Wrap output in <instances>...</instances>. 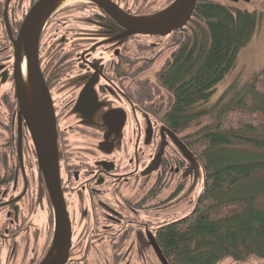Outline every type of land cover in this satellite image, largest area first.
Instances as JSON below:
<instances>
[{
	"label": "flooded vegetation",
	"instance_id": "flooded-vegetation-1",
	"mask_svg": "<svg viewBox=\"0 0 264 264\" xmlns=\"http://www.w3.org/2000/svg\"><path fill=\"white\" fill-rule=\"evenodd\" d=\"M39 1L0 0V109L9 113L8 122L0 118V264H42L55 244V208L16 88L17 75L29 84L31 74L25 50L16 71L14 41ZM105 1L107 9L95 0L57 4L39 43L72 228L66 264H145V251L160 261L159 230L193 211L161 224V217L186 202L201 176V161L159 108L170 95L160 76L192 38L188 24L194 13L167 35L128 34ZM109 1L131 16L149 17L178 0Z\"/></svg>",
	"mask_w": 264,
	"mask_h": 264
},
{
	"label": "trees",
	"instance_id": "trees-1",
	"mask_svg": "<svg viewBox=\"0 0 264 264\" xmlns=\"http://www.w3.org/2000/svg\"><path fill=\"white\" fill-rule=\"evenodd\" d=\"M259 13L201 0L175 63L160 76L168 91L163 121L180 133L203 164L205 182L193 211L163 226L158 239L169 264H220L226 258L264 259V71L231 85L209 108L215 89L258 32ZM209 121L203 123V117ZM248 147L249 149H246Z\"/></svg>",
	"mask_w": 264,
	"mask_h": 264
},
{
	"label": "water",
	"instance_id": "water-1",
	"mask_svg": "<svg viewBox=\"0 0 264 264\" xmlns=\"http://www.w3.org/2000/svg\"><path fill=\"white\" fill-rule=\"evenodd\" d=\"M62 0H40L27 14L18 40L14 41L16 50V71L20 68L23 50L27 54L30 69V82L26 83L20 75L16 77L17 98L22 114L30 127L38 153V159L48 180V189L56 213L55 244L49 258L42 264H66L72 243V228L62 194L59 171L57 132L51 96L42 76L39 61V43L43 27ZM105 9V0H95ZM238 2L241 0H231ZM250 2L251 0H243ZM198 0H178L163 14L149 17H135L115 7L108 0V14L127 29L128 34L167 35L174 29L185 26L192 17ZM27 84V85H26ZM30 85V86H29ZM30 87L28 89V87ZM178 147L186 154L188 150L176 138ZM189 154H191L189 152ZM155 250L162 264H169L161 248L155 244Z\"/></svg>",
	"mask_w": 264,
	"mask_h": 264
},
{
	"label": "rangeland",
	"instance_id": "rangeland-1",
	"mask_svg": "<svg viewBox=\"0 0 264 264\" xmlns=\"http://www.w3.org/2000/svg\"><path fill=\"white\" fill-rule=\"evenodd\" d=\"M218 2H222L224 4H228L234 7L247 9L250 11H257L259 13L260 21L258 32L251 39V41L244 47L239 53L238 60L236 62V66L231 70V72L226 76L224 81L217 85L214 95L212 96L209 103L203 104L202 108H209L217 100L221 97V95L233 84L235 87H242L246 84H250L252 81L258 77V75L264 71V0H251L250 2L239 1L235 3L231 0H215ZM255 103L259 106L261 111L264 114V97L261 95L255 96ZM2 107V106H1ZM5 113V114H4ZM5 115V118H4ZM0 118L3 120L2 122H8L9 113L6 111V108L0 109ZM0 120V128L2 129ZM203 123H207L209 118L203 117L201 120ZM258 134L264 136V129L258 130ZM4 135L0 133V141L4 138ZM246 149H249L246 147ZM30 162H33V159L30 158ZM201 176L198 185L190 190L187 193L188 197L186 202L178 207L175 210H171L169 214H164V217H161V224L176 219L177 217L189 213L196 205L199 196L201 195L204 188V171L201 162ZM264 185V174L259 178ZM191 184H193L191 182ZM169 191H166L164 195H167ZM258 204L264 208V193L258 195ZM45 216V209H40L39 218L43 219ZM93 252L92 254H94ZM147 260H145V264H161L158 260L156 254L152 251H145ZM135 264H144V262H140V260L135 261ZM220 264H264V259H255L251 258L246 262L235 261L232 258H226Z\"/></svg>",
	"mask_w": 264,
	"mask_h": 264
},
{
	"label": "bare ground",
	"instance_id": "bare-ground-1",
	"mask_svg": "<svg viewBox=\"0 0 264 264\" xmlns=\"http://www.w3.org/2000/svg\"><path fill=\"white\" fill-rule=\"evenodd\" d=\"M63 2H65V0H64V1H61V2H59V3H63Z\"/></svg>",
	"mask_w": 264,
	"mask_h": 264
}]
</instances>
